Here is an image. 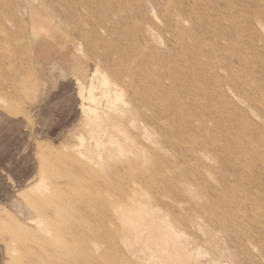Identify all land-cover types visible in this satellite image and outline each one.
<instances>
[{"label":"rangeland","instance_id":"obj_1","mask_svg":"<svg viewBox=\"0 0 264 264\" xmlns=\"http://www.w3.org/2000/svg\"><path fill=\"white\" fill-rule=\"evenodd\" d=\"M139 1L0 0V123L28 117L44 92L68 100L67 105L53 104V138L39 143L64 156L53 161V156L42 158L38 153L40 175L26 190L39 186L37 206L21 195L9 211L0 212V240L9 264H17L15 259L21 254L10 229L16 225L39 239L48 236L41 212L44 201L51 199L55 204L61 199L68 186L63 173L71 175L76 162L88 157L100 164L97 171L106 181L109 168L126 161L131 166L123 168L124 186L106 200L102 212L106 234L101 246L97 248L92 239L86 242L87 250L98 256L90 261L85 256V263L264 264V0L159 3L158 10L160 5L168 8L185 28L184 44L203 45L204 51L185 53L172 32L154 44L141 41L154 61L149 66L154 129L146 137L137 122L136 129H129L135 133L136 140H132L127 137L130 133L115 127L128 99L111 77L120 59H109L110 51L101 49L95 38L81 36L57 19L62 12L73 13L84 4L108 10L111 5L110 16L122 18L129 11L135 17L145 11L149 24L143 27L150 42L151 30L165 24L161 14L155 16L150 0ZM52 4L62 9L53 11L57 19L47 9ZM79 9L85 18L86 10ZM86 22L90 23L87 18ZM123 34L116 32L103 45L123 52L135 47ZM186 58L193 61L201 80H190ZM166 63L174 76L164 80L160 77L167 71ZM228 67L230 76L224 71ZM10 72L22 75L19 93L14 91ZM179 73L190 80L187 95L174 82ZM163 88L166 93L161 96ZM12 93L24 101L23 105L15 103L16 111L11 108L18 97ZM159 102L166 105L165 115L158 111ZM182 110L188 112L184 115ZM67 113L72 114L73 126L61 129L58 123ZM56 178L60 186H55ZM37 250L43 254L40 264H60L70 251L52 244L40 245L34 255Z\"/></svg>","mask_w":264,"mask_h":264},{"label":"bare ground","instance_id":"obj_2","mask_svg":"<svg viewBox=\"0 0 264 264\" xmlns=\"http://www.w3.org/2000/svg\"><path fill=\"white\" fill-rule=\"evenodd\" d=\"M161 1H167V0H150L152 11H154L155 16L159 18V14H161L163 18V23L165 24L163 28H156L154 30H151V41L150 42H148V40L146 39L147 38L146 35L148 31L145 30L143 27L145 22L149 24L148 15L145 11L140 14V17H135L133 13L129 11V14L126 15L124 18H122V17L110 16L111 14L110 10H112L111 5L108 10L104 6H100V5L92 6V5L84 4V7H81V6L78 7L73 13L62 12L61 16H59V18L57 19V16L56 17L53 16V11H56V10L61 11L62 9L59 6L56 8L53 7V4L48 5L47 7V9L52 13L53 19H57L61 24H66L67 26L71 28L73 27V29L77 31L81 36L85 35L86 37L95 38L99 42L101 49H106L110 51L109 59L113 60L114 56H117V58L120 59L118 68L116 71H113L111 73V77L114 83L118 85L119 87H121L120 88L121 90L126 91L128 99L125 102V106L127 109L121 110V116L116 120L115 127L116 129H119L121 133L122 132L130 133L131 136H127V137L132 140L134 139L136 140L135 133L130 132L129 129H136L137 122L140 123V127L142 131L145 133L146 137H147V134L151 131V129H154L153 128L154 124L152 121V116H153V112H152L153 97L152 96L154 93L152 92L153 74L149 69V66H151V64H153L154 61L152 60V56L145 53V49L142 47L143 42L141 41L146 42L148 45L151 43L154 44L155 42H157V40L162 38L164 33L172 32V34L177 37L178 41L176 42H178V45L180 44L183 46V51H185V53L194 52V53L200 54V53H203L204 51L203 45H196L193 48L190 46L188 47V45L186 46L184 44L185 38L182 34L186 32L185 28L181 25L180 22H178L175 19V15L172 16L169 14L168 8H165V7L162 8L160 5V9L158 10L157 7ZM129 2H132V1H129ZM140 2L141 1L139 0H134V4H139ZM79 8H84L86 10L85 18L81 15ZM18 9H20V7ZM179 12L181 13L182 11H179ZM181 15H184V14L182 13ZM86 18L90 23L86 22ZM207 26L208 25H206V27ZM47 28L50 29V27H47ZM118 31L125 33L123 34L125 38L128 39L130 37L135 47H133L130 50H125L123 52L120 49H114L113 47L103 45L104 43L109 42L113 38V36L116 34V32ZM87 41L88 40H86V42ZM179 59H181V57ZM187 61H188L187 72L192 75V78L190 80L192 79L201 80L200 79L201 75L195 72L196 69L193 67L194 66L193 61H190L189 59H187ZM166 62H168V60ZM209 62L206 59L205 65H209ZM196 63H199V62H196ZM166 65H167L166 66L167 71H162L160 79L164 78V80H167L168 78H171L174 76L173 73L169 71V66H168L169 64L166 63ZM11 69H12V66H11ZM222 69L220 71H223ZM229 69L230 67L224 70L226 71V74H227L226 76L228 75L230 76ZM189 70L191 72H189ZM209 70H211V68H209ZM212 73L213 71H210L207 74L209 75ZM10 74H11V77L14 78L13 79L14 84H15L14 91L18 92L19 88H21L20 85L22 83L21 82L22 75L17 76L13 74L12 72H10ZM10 74H9V77H10ZM216 74L218 73L216 72ZM30 76H32V71L29 72L27 75L28 78H31ZM176 76L177 78L175 79L173 78L174 82L179 84L180 87H182V89L185 90L184 92L187 95V92L189 90L191 91L190 85H189V81H190L189 78H188L189 81H187L185 75H182L181 73L177 74ZM205 76L206 78L209 79V76H207L206 74ZM6 88L8 89V86ZM175 89H178V88H175ZM160 92H161V96L166 93L164 88L161 89ZM28 95L29 93L27 94V96ZM14 96L18 98H16L13 101L11 100L13 102L12 103L13 107L11 109H13V111H16L15 106H14L15 103H18L19 105H23L24 101L19 97L18 94L15 93ZM244 96H247V94ZM157 108L160 114L165 115L166 113L165 104L161 105V103L159 102L157 105ZM178 109H180V107ZM187 112L188 110H182L181 114L185 115ZM109 129H112V128H109ZM142 146L146 152L149 151L148 146L146 145H142ZM39 153L42 158H45L47 156H53V161L62 159V157L64 156L63 152L55 150L47 144H42L39 146ZM82 156L85 157L84 155ZM76 165L77 167L74 170L71 169L70 171L72 173L71 175L65 172L63 173V177L67 180L68 186H67V191L61 194L62 195L61 199L57 200L55 204L52 203L51 199L50 200L47 199L46 201H44L42 205L41 212L43 213V216L47 224V229L49 232L48 236L41 237L39 239V237L34 235L32 232H29V230H27L25 227L24 228L18 227L16 225H14L12 229H10L11 234L14 237V241L18 244L21 250L20 256H17V258L15 259L17 264H40L39 260L43 256L42 251L37 250L38 253L36 255H34V251L40 245H48V244H52L53 246L56 245L58 247L70 250L68 252V256H66V258L60 264H87V262L85 263L83 259L85 256L88 257V260L89 258L94 260L95 256H98L97 252L95 251L92 252L90 250L89 251L87 250L86 242L88 239H92L93 244L97 248L101 246L103 235L106 234V229L102 223V212H103V209L105 208V205L107 202L106 200L109 196H113L116 193L118 188H121L122 186H124L125 184L124 182L125 173L124 172H126V170L124 171L123 168L130 167L131 164H130V161H126L123 165H118V166L114 165L113 168H109L108 181L100 177L97 171V167L100 168V164L97 163L94 159H91L90 157H88L86 161H83L80 163L76 162ZM51 181H52L51 184L53 186V177L51 178ZM54 184L55 186H60L58 185L57 178L54 179ZM38 190H39V186L36 189L34 188L32 190L26 191L25 193L22 194L23 199L26 202H30L31 204H34L35 206H37L36 203L38 199L37 197ZM118 206L120 205L118 204ZM115 208H116V205H115ZM54 209H55V215L53 216ZM116 220L113 219V222L114 221L116 222ZM38 240H41L42 242L38 243ZM160 254L162 253L160 252Z\"/></svg>","mask_w":264,"mask_h":264},{"label":"crops","instance_id":"obj_3","mask_svg":"<svg viewBox=\"0 0 264 264\" xmlns=\"http://www.w3.org/2000/svg\"><path fill=\"white\" fill-rule=\"evenodd\" d=\"M61 95V94H60ZM47 96L44 92L28 117L6 119L0 123V212L9 211L12 204L39 178V143L53 136V104L64 102L61 96ZM68 111V108H66ZM58 126L70 129L72 114H65ZM50 132V135L43 133ZM0 240V264H9Z\"/></svg>","mask_w":264,"mask_h":264}]
</instances>
